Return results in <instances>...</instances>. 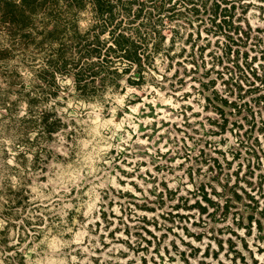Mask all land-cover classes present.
I'll use <instances>...</instances> for the list:
<instances>
[{"label":"rangeland","instance_id":"rangeland-1","mask_svg":"<svg viewBox=\"0 0 264 264\" xmlns=\"http://www.w3.org/2000/svg\"><path fill=\"white\" fill-rule=\"evenodd\" d=\"M247 17L254 27L264 28L255 9ZM182 41L171 52L173 66L158 58L157 79H148L142 88L99 86L88 101L74 96L68 78L60 81L68 90L54 101L42 93L28 65L17 57L0 60V264H144L141 252L110 242L102 235L107 231L96 226L100 207L117 200L120 190L141 202L147 197L157 208L144 221L156 236L147 235L153 238L144 255L148 259L174 264L171 257L178 258V252L199 247L195 264H264V231L253 230L244 248L233 231L240 236L245 231L232 218L209 221L197 211L172 210L176 200L159 207L164 188L186 193L208 182L214 174L211 164L226 166L234 178L237 173L241 180L248 177L247 148L242 154L234 151L239 132L249 140L258 138L264 149V114L255 119L229 111L222 115L216 103L206 101L212 89L201 91L200 73L194 74L189 63L192 46L197 51L203 42L189 40L181 53ZM214 89L225 90L221 80ZM262 94L251 92L242 103ZM28 96L36 97L31 109ZM256 106L264 113V103ZM45 110L55 114L58 128L48 141L37 126ZM261 160L258 167L254 162L252 180L253 187L262 184L258 192L264 193V151ZM111 207L121 213L116 202ZM158 254H164L163 261ZM178 263L186 264L179 258Z\"/></svg>","mask_w":264,"mask_h":264},{"label":"trees","instance_id":"trees-1","mask_svg":"<svg viewBox=\"0 0 264 264\" xmlns=\"http://www.w3.org/2000/svg\"><path fill=\"white\" fill-rule=\"evenodd\" d=\"M256 1L260 4L253 0H0V60L17 57L28 65L42 93H48L54 101H59L61 90H68L60 83L61 78L70 80L76 98L88 101L99 86L142 88L148 79H157L158 58L173 66L176 56L171 52L186 36L178 45L182 46L181 53L189 40L203 42L197 51L192 46L189 63L194 74L200 73L201 91L206 94L212 89L205 100L216 103L222 115L229 111V115L242 113L245 119L262 118L264 113L256 105L264 103V94L242 103L249 93L264 90V28L254 27L247 17L255 9L264 25V0ZM207 49L210 51L205 55ZM219 80L225 88L222 92L214 89ZM25 101L30 109L37 103L36 97L28 96ZM54 118L51 110L37 116V126L46 141L58 129ZM239 135L234 151L242 154L247 148L248 177L241 180L237 173L234 178L226 166L218 164L216 168L211 164L214 174L208 182H200L186 193L166 187L158 197L159 207L176 200L170 206L172 210L197 211L201 219L232 218L237 228L245 231L244 236L233 233L247 248L246 237L255 229L264 231V193L258 192L263 187H253L252 180L254 162L256 167L263 165L264 149L258 138L249 140L240 132ZM205 149L202 146L200 151ZM242 165L241 162L239 167ZM141 200L120 190L117 200L102 204L96 226L107 231L102 235L110 242H120L133 253L141 252L144 264H160L154 256H144L156 238L144 222L146 213L157 208L147 197L145 202ZM115 202L120 206L119 215L111 207ZM217 245L223 248L221 240ZM159 247L158 242L154 251ZM199 251V247H193V252L182 250L178 252L179 261L195 264L192 259ZM158 255L163 261L164 254ZM171 258L177 260L174 264H180L177 256ZM241 260L245 261L244 256Z\"/></svg>","mask_w":264,"mask_h":264}]
</instances>
